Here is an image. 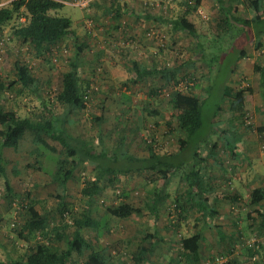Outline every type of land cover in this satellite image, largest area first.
<instances>
[{"label":"rangeland","instance_id":"374dc122","mask_svg":"<svg viewBox=\"0 0 264 264\" xmlns=\"http://www.w3.org/2000/svg\"><path fill=\"white\" fill-rule=\"evenodd\" d=\"M10 1L0 0V5ZM61 1L65 2L61 14L70 17L74 33L52 46L50 51L38 54L29 43L12 37L9 27L4 34L0 35V79L5 84V90L0 93V99L7 110L16 111L21 117L46 116L48 112L43 104L46 102V106L55 115L62 114L64 109L59 106L57 97L63 91L65 75L70 71L69 63L75 59L76 42H86L88 46L81 59V81L91 83L90 96L85 102L86 108L69 115L73 123L66 126L73 136L83 137L98 148L102 146L110 148L117 146L120 137L126 133L130 137V140L128 138L129 148L140 155H143L141 151H145L142 146L147 147V145L159 154L175 153L178 151L179 139L185 135L175 124L172 127L173 131L168 125L174 114L169 108V102L177 92L190 93L203 99L207 97L202 113L201 135L205 138L210 137L212 142L217 143L219 158L216 163L211 161L209 166L211 170L207 172L210 179L224 182L225 185L221 186L223 192L233 193V188L238 187V182L235 181L230 185L228 180L239 176L238 168L243 162L250 163L252 173L255 169L264 172V146H261L263 157L250 160L233 159L226 150L225 141L219 138L218 133H210L211 120L220 102L223 86H229L239 91V97L244 101L243 113L232 115L233 122L230 123L231 120H226L224 114L229 111L230 104L225 102L222 105L224 111H221L215 119L219 124L218 131L233 125L234 131L246 141L243 144L248 145L253 142L264 144V138H259L261 133L258 131L259 127L264 126L260 75L253 70L254 64L264 62V47L255 50L254 38L240 44L238 42L242 35L236 36L234 40L230 38L236 32L233 30L235 27L226 24L225 19L228 14L219 6L217 0H203L197 10L187 16L189 21L196 25L200 36L202 35L200 39L186 32L174 30L169 23L176 17L186 14V0H91L88 8L74 5L76 0ZM226 2L227 0L223 2L224 6L231 8V15L242 18L254 17L249 11L248 0ZM125 6L128 8L125 9ZM110 7L114 11L120 10L123 13L115 18L114 14L107 12V8ZM135 12L150 14L154 19L147 20L146 17L143 19ZM156 17L159 21L155 20ZM241 50L246 51V58L239 59ZM139 60L163 71L177 66L180 70L177 72L176 79L170 83H166L161 78L162 74L132 81L131 77H134L132 63ZM17 61L27 65L31 74L39 78L40 92L28 91L18 94L21 90L20 85L9 89L8 84L17 79L15 70ZM122 63H125L127 67L125 68ZM112 66H115V69L111 72ZM118 66H120L119 69ZM211 85L212 91L209 94L208 87ZM149 111L152 113H148ZM154 111L156 114L153 113ZM101 115L110 119L106 120V127L102 126L104 131L97 123V118ZM119 121H123L122 127ZM33 139V135H30L22 141L18 151L5 150L6 177L0 179L2 195L0 208L5 210L0 216V223H2L0 260H7V256L11 253L15 254L18 249L21 255L27 252L30 243L26 242L22 247L24 240L17 238L18 231L28 220L24 209L22 210L24 206L34 204L35 210L46 217L52 226L61 221L58 208L60 202L55 197L58 192H62V185L55 180L58 162L63 158L60 152L61 146L49 140L59 149L54 152L50 148L36 145ZM192 154L191 147L175 154L176 162L184 164L178 169H172L170 176L175 179H187L193 171L194 164L197 165L199 162L197 159H191ZM244 154L250 155L248 152ZM122 165L127 166L119 162V166ZM164 177L149 169L136 170L122 167H115L112 173L106 174L103 170L102 173L98 168L89 170V167L81 164L74 177L65 185L66 202L69 210L71 208L65 215L66 221L71 223L72 217L80 215L89 207L88 198L82 195V189L92 179L101 178L103 187V194L95 199V205L98 207L94 205L96 211L93 210L94 216L100 217L108 207L122 203L125 191L131 194L132 199L129 201L131 205L135 208L140 207L142 210V207H146L142 205H145L148 193L152 194L154 189H160L165 185ZM6 178L10 188L13 189L11 195L6 190V182H8ZM169 186H173L170 192L174 187L178 191L181 187L185 188L183 184L180 186L176 183ZM251 191L250 187L249 192ZM154 200H148L153 202L150 204L153 211L158 209ZM171 200H175L173 196ZM238 207L243 208V205ZM260 210L263 212L264 207ZM167 211L173 210L169 207ZM98 223L101 225V237L86 233L85 241L96 249L99 246L101 252L104 251L107 255L115 254L111 255V264H135L134 253L141 245L144 246L143 254L149 253L147 243L144 242L146 240L143 239L145 233L142 231L149 224L146 217L133 215L126 221L113 219L108 233H105L107 230L105 221ZM72 231L73 229H70L71 233ZM227 231L228 229L223 234L231 233ZM232 233L235 234V232ZM238 236L239 234H236L238 249L241 250H247L246 245L252 237L257 241L251 248L254 255L249 257L252 260L238 261V264H255L259 261L263 264L264 231L252 232L245 226L241 236ZM157 246V241L151 245V253ZM156 254L152 255L153 260H157ZM235 254L236 251L230 259L225 258L226 261L235 259ZM221 258L225 261L224 257ZM208 262L211 261H205V263Z\"/></svg>","mask_w":264,"mask_h":264},{"label":"trees","instance_id":"16d2710c","mask_svg":"<svg viewBox=\"0 0 264 264\" xmlns=\"http://www.w3.org/2000/svg\"><path fill=\"white\" fill-rule=\"evenodd\" d=\"M203 0H186V14L178 16L169 22L174 30H180L190 34L194 38H202L200 36L196 25L189 21L188 15L196 11ZM226 0H217L219 6L226 11V24L233 27L234 36L242 35L238 44L241 42L247 43L254 38L255 50L264 47V3L263 0H248L249 11L252 13L250 18H242L231 15V8L225 7ZM231 0H227L229 3ZM226 2V3H227ZM65 3L58 0H11L7 4L0 5V35L4 34L6 28L9 27V33L17 40L29 43L38 54L50 51L52 46L57 45L62 40L71 36L74 31L72 29V20L70 17L62 15L61 10ZM128 7L125 6V9ZM107 12L112 13V8H107ZM122 14V13H121ZM120 13L117 16L121 15ZM141 17V16H140ZM147 18H153L150 14H145ZM155 20L159 19L156 17ZM75 59L69 63L70 71L65 75L63 84V91L57 97L59 106L67 111L65 117L57 116L51 109L43 102L47 115H27L21 117L16 111L7 110L0 99V138L3 148L13 149L18 151L21 142L33 135V142L36 145L50 148L54 152L59 151L56 144H52L49 140L56 142L61 147L63 158L58 162L57 171L55 173V180L62 185V192H58L55 197L60 202L59 211L61 214V221L59 224L50 227V221L35 210L34 204L24 206L22 210L28 216V220L21 230L18 231L17 238L21 239L25 231L29 234L28 237L34 238L35 234L40 233L43 241L41 243L32 244L27 252L22 254L19 259H10L9 261H0V264H74L70 259L72 252L78 256H84L83 264H109V256L89 248L86 241L82 239V231L84 229L93 230L97 237H100L101 225L98 221L90 217V213H81L71 219V223L66 221L65 215L68 213L69 205L66 202L65 185L74 177L75 172L80 165H86L89 170L100 169L106 174L112 173L115 167H122L124 169L146 170L160 173L164 178H168L172 173V169H178L184 163L177 161L176 155L187 147L192 148L191 159L199 160L198 166L194 164L193 171L187 178L188 189L185 194L176 200V210H180L178 215L185 212L186 206L190 202H194L200 206L202 218L210 214L211 197L209 196V183H205V179L210 171L211 161L216 163L218 158L217 143L215 144L209 138L201 135L203 130V107L207 100L192 95L190 93L177 92L172 96L169 102V108L173 110V119L168 123L171 131L173 125L178 126V129L184 133V137L179 139L178 151L171 154L160 155L154 148L147 145L149 157L146 159L140 158L137 155L126 152L121 155L120 149H117L113 157H109V153L105 147L98 148L94 143L86 140L83 137L73 136L67 128V124H71L72 120L69 115L86 108V100L89 99L90 82L81 81V59L84 55V50L87 47L85 43L76 42ZM246 51L241 50L239 59L246 58ZM17 71V79L8 84L9 89H13L16 85H20L21 90L18 94L24 92H40V80L31 74L27 65L22 62L15 63ZM180 67L169 68L161 71L166 83H170L176 79L177 72ZM255 73L260 75L259 86L261 98L264 107V62L256 63L253 66ZM154 74L151 70L144 69L139 72V77L142 78L147 75ZM5 90V84L0 79V93ZM212 87L209 88V94ZM208 96V95H207ZM229 102V111L225 112L226 120H231L232 115L241 113L243 111L244 101L239 97V91L229 87L223 86L221 92L220 102L217 104L213 118L211 120L210 133H218L219 138L226 143V149L231 157L236 158L239 145L242 141L239 135L230 125L220 131L219 124L215 121L217 115L224 111L223 104ZM148 113H152L149 111ZM156 114V111L153 112ZM243 113V112H242ZM100 121V119H97ZM102 120V119H101ZM259 133L264 135V126L258 128ZM171 134L170 131H168ZM103 143L102 138H100ZM119 147H122L123 141L120 139ZM210 148V149H209ZM119 162L125 163L127 166H119ZM131 171V170H129ZM90 172V171H89ZM0 176H5V169L0 165ZM8 181V180H6ZM6 190L11 195L13 191L9 186V181L6 182ZM103 194V187L101 186V178H95L87 182L82 189V195L89 200L95 197H100ZM13 197V196H12ZM230 200L232 196L230 195ZM0 195V203H1ZM186 199V201H185ZM234 199V198H233ZM250 204L254 207H262L264 205V187L252 189L250 193ZM250 205V206H251ZM21 210V211H22ZM107 213L115 219H128L134 213H139V209L135 208L129 203L122 202L119 205L108 207ZM214 214V213H213ZM71 224V225H70ZM70 229H73L68 235ZM151 236V235H150ZM201 235L195 233L190 237L182 239V261H195L198 264V257L202 245ZM28 240V239H27ZM65 242L67 250L60 249L58 244ZM247 250L251 251L252 247L246 245ZM254 255L251 251L250 257ZM252 260V258H250ZM207 264V263H205ZM211 264V263H209ZM213 264V263H212ZM223 264H238V260L226 261Z\"/></svg>","mask_w":264,"mask_h":264},{"label":"crops","instance_id":"0c3cea01","mask_svg":"<svg viewBox=\"0 0 264 264\" xmlns=\"http://www.w3.org/2000/svg\"><path fill=\"white\" fill-rule=\"evenodd\" d=\"M110 8H112V7H110ZM118 13L121 14L123 12L120 10L114 11V9H113L112 14L115 15V18L121 16V15L117 16ZM135 13L137 16L140 15L143 19L145 18V14L143 12L142 13L135 12ZM146 19L149 20L150 18L146 17ZM85 44L88 46V43L85 42ZM86 49H87V47L85 48V50ZM85 50H84V53H85ZM122 65L125 68L127 67V65H125V63L124 64L122 63ZM152 66L153 65L149 66V65L144 64V62H142L141 60L133 61V63H132V67H133L132 68V74L134 75V77L132 76L131 80L132 81H139L140 79L150 78L151 76H156V75L162 74L161 71H163V70H160L158 67H152ZM119 68H120V66H118V69ZM114 69H115V66H112L111 72L114 71ZM144 69H147L148 71L151 70L154 74L147 75V76L140 78L139 72L143 71ZM210 87H212V85L209 86L208 88H210ZM126 97H128V96H126ZM261 110L264 112V107H262V105H261ZM67 113H68L67 111H63V113L60 114L59 116L65 117V115H67ZM97 119H100V121L97 120V123H98V125H101L100 128L102 131H104V127H102V126L106 127L105 122H106V120H110V119L105 115H101ZM72 123H73V121H72ZM119 123H120L121 127L124 125L123 121H119ZM0 130H1V128H0ZM103 134L106 135L105 133H103ZM77 137H79V136H77ZM128 138L130 140V137H128L127 134L124 133L120 137V139L123 141L121 148L119 147V144L117 146H113L110 148L107 147L108 149L106 148V150L109 153L108 155H110L109 156L110 158L113 157V154L117 149H120L121 155H124L126 152H128V153L131 152V153H133V154H135L138 157L143 158V159H146L149 157V151H148L146 146L145 147L142 146V148H144V150H145V151H141L143 153V155H140L138 152L131 150L129 148L130 144H129ZM259 138L260 139L264 138V135L261 134ZM243 142H246V141H244L242 138V141H241L239 148H238V151H237L238 155L236 156V158H242V159L250 160V159L256 158V157H261V156L263 157V154L261 155V146L263 147L264 144H260L259 142H258V144H256L253 142L252 144L247 145L246 143L243 144ZM119 143H121V141ZM5 150H10V149L2 147L1 138H0V165H2L4 167V169L6 167V165H5V160H6ZM246 152H248L250 155L244 154ZM160 155H162V154H160ZM251 167L252 166L250 165L249 162H247V161L243 162V164H241V167L238 168L237 173L239 176H237V178L236 177L234 179L230 178L231 180H228L230 185L234 184L235 181L238 182V187L233 188V193H230L228 191L223 192L221 186L223 184L225 185L224 182H222V181L218 182L216 180L210 179V177H206L205 183H207V185L209 183V186H208L209 191H210L209 196L212 198L211 199L212 200L211 201L212 208L210 210V214L206 215L204 218H202L203 215L200 212V206L198 204H195L194 202L188 203L186 206L185 212H183L181 215H178L180 213V210H176L177 209L176 200L178 198H180L182 195H185V193L187 192V189H188V183H187V179H184V178L175 179L173 176H170L171 174H169L168 178H166V180L164 181L165 185L162 188L154 189L152 194L148 193V199H146L147 201H145V205H142V206H146V207H144V208L142 207V210L140 207H138L140 212L133 214L137 217H143V218L146 217V221L149 222L148 225L146 224L147 227L145 228V230H142L145 233L143 235V239L146 240L144 242L147 243V250L149 253L143 254L144 246L141 245L140 247H138V250L134 253L136 256L135 257L136 261L134 263L135 264H139V263H141V264H196L195 261H191V260H188L186 262L182 261L183 257L181 256L182 239L184 237H190V236L194 235L195 233L200 234L202 237L201 238L202 239V245H201L200 253H199V257H198V259H199L198 264H204L206 260L211 261L213 264H223L226 262L225 258L230 259V257L233 256L235 251H236V254H235L236 260L242 261V262H247V260L249 259L251 251H249V250L245 251L243 249L242 250L238 249L239 245H238L237 240H236V234H239L238 237H240L245 226L248 227L252 232L256 231V232L260 233L261 230L264 231V211L261 212V210H260L261 206L260 207H254L250 204V192H249L250 187L252 189L264 187V172H259L258 169H255V170H253V173H252ZM4 177H6V172H5V176H0V179L4 178ZM156 179L157 178H155V180ZM6 180H8V179L6 178ZM175 180H177V182ZM110 181H111V178H110ZM174 183H176V185H180V186L183 184L185 188L181 187L180 191H178V190L174 189L175 188L174 187L173 191L170 192L169 190L173 186L170 187L169 185L174 184ZM226 190H227V188H226ZM0 195H1V192H0ZM230 195L232 196V200H230V197H229ZM123 196L124 197H123L122 202L130 203L129 201H131L132 198H131V194H129V191H125ZM158 196L160 197L159 200H158ZM171 196H173L175 200H171ZM1 197H2V195H1ZM95 199H97V197H95L93 200L88 199L89 207L87 209H85L82 213H85V212L88 213L89 212L90 217L93 218L94 220H96L98 222L105 221V223H106L105 226L107 227V230L105 231V233H108L110 231L111 221L115 218L110 216L107 213V211H105L100 217H98V216L95 217L94 216L95 214L93 212V210L96 211V208L94 207V205L96 204ZM149 199H152V200L155 199L154 201H155V204H157V208H158L157 210H155V211L151 210L152 206L150 204L153 202H148ZM1 200H2V198H1ZM156 200H158V201H156ZM165 200H167V202ZM185 201H186V199H185ZM245 203L247 205H245ZM239 205H243V208L238 207ZM95 206H97V205H95ZM169 207H171V209L173 210L172 211L173 213L167 211L169 209ZM262 207H264V205ZM256 208H259V209H256ZM97 210L99 211V209H97ZM4 212H5V210L3 208H0V214H1L0 216H2ZM132 216H130L128 218V220ZM108 217H110L112 219H110ZM126 220L127 219H124L121 221H126ZM182 223H183V225H182ZM1 224L2 223H0V226H1ZM51 226H52V224H50V227ZM234 228H235V231H234ZM227 229H228L227 232H231V233L223 234V232ZM232 232H235V234ZM70 233L71 232L69 231L68 235ZM86 233L91 234L92 236L96 235V233H94V231L92 229L91 230L84 229L82 231V239H84V240H85V234ZM185 233H187V234H185ZM72 234L73 233H71V236H72ZM28 235L29 234L26 231L22 235L21 239L24 240V242L22 244L23 246L20 244L22 247L25 246L24 243H26V242L30 243V245H29V247H30L32 244L34 245L37 242L41 243L43 241L42 237L40 236V233L35 234L33 239L28 237ZM17 237H19V236L17 235ZM156 241L158 242V246H157L156 250L153 249V252L151 253L150 247ZM58 246L60 249H63L65 251L67 250V245L64 241L60 242L58 244ZM88 246H89V248L92 247L93 250L101 252V249L99 246L97 249L94 248V246H90V244H88ZM101 253H103V252H101ZM154 253H157L156 256L154 255L157 258V260H153L152 255ZM111 255H115V254L110 253L108 255L109 256V262H108L109 264H111V260H110ZM21 256L22 255L20 254V251L18 249V251H16L15 254H12V253H11V255L9 254V256H7V260H0V261H9L10 259H19ZM150 257H152V258H150ZM219 257H224L225 261L223 263L216 262V259ZM70 261H72L74 264H83L85 261V258H84V256H82V257L78 256L75 253V251H73L72 252V258L70 259ZM262 261H263L262 263L264 264V259ZM260 263L261 262L259 261L255 264H260Z\"/></svg>","mask_w":264,"mask_h":264},{"label":"built area","instance_id":"2783aa9c","mask_svg":"<svg viewBox=\"0 0 264 264\" xmlns=\"http://www.w3.org/2000/svg\"><path fill=\"white\" fill-rule=\"evenodd\" d=\"M58 1H61V0H58ZM61 2L65 3L64 1H61ZM90 3H91V0H76L74 5H77V6L82 7V8H88L90 6ZM88 24H90V23H88ZM256 243H257L256 239L252 237L251 239L248 240L247 244L249 247H253L256 245ZM216 262L223 263L224 260H223V258L219 257L216 259ZM209 263L210 262H208L207 264H209Z\"/></svg>","mask_w":264,"mask_h":264}]
</instances>
